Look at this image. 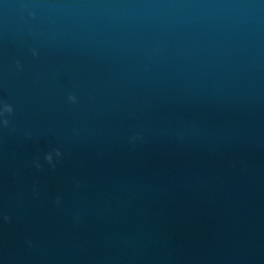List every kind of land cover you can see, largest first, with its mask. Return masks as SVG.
<instances>
[{"label":"water","instance_id":"1","mask_svg":"<svg viewBox=\"0 0 264 264\" xmlns=\"http://www.w3.org/2000/svg\"><path fill=\"white\" fill-rule=\"evenodd\" d=\"M4 104L0 264H264V0H0Z\"/></svg>","mask_w":264,"mask_h":264},{"label":"clouds","instance_id":"2","mask_svg":"<svg viewBox=\"0 0 264 264\" xmlns=\"http://www.w3.org/2000/svg\"><path fill=\"white\" fill-rule=\"evenodd\" d=\"M33 55H36L35 51H33ZM68 99H69V101H71V102H73V103H76V102H77V98H76L75 95H70V96L68 97ZM4 113H7L8 115H11V114L13 113V108H12V106H11V105H8V104H4L2 110H0V115H3ZM2 123H3V126H4V127H7V126L9 125V120H8V119H4V120L2 121ZM29 135H30V133H29ZM55 155H56L57 157H60V156H61V152H60L59 150H56V151H55ZM45 160H46L49 164H53V155H52V153L47 154V155L45 156ZM53 166H54V165H53ZM36 167H37V168L40 167L39 163L36 164ZM57 202H59V200H57ZM5 219H8V218L5 217Z\"/></svg>","mask_w":264,"mask_h":264}]
</instances>
